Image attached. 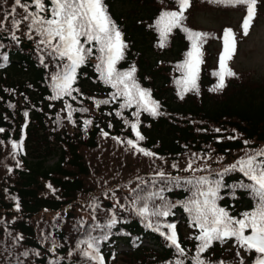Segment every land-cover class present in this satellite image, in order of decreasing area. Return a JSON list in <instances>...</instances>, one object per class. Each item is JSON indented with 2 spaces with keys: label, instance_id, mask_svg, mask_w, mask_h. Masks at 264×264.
<instances>
[{
  "label": "trees",
  "instance_id": "16d2710c",
  "mask_svg": "<svg viewBox=\"0 0 264 264\" xmlns=\"http://www.w3.org/2000/svg\"><path fill=\"white\" fill-rule=\"evenodd\" d=\"M45 3L50 6L49 0ZM104 4L127 45L116 67L119 71L135 67V79L158 102L159 115L141 111L137 117L134 105L121 108L123 97L113 100L115 89L95 69V51L77 70L73 88L78 91L53 99L56 62L39 44L40 37L23 19L26 13L15 0H0V128L4 129L0 132V264H96L83 256L86 245L80 241L105 233L107 240L100 241L104 264H194L199 229L182 207L195 191L183 181L194 177L221 181L217 203L231 216L241 218L254 210L251 193L234 188L251 182L240 171L225 169L264 151V77L228 66L235 75L226 76L225 86L216 89L219 78L214 73L219 71L224 31L196 22L204 12L244 19L246 7L190 0L182 27L205 33L208 39L202 48L197 89L183 92L181 98L176 81L183 73L177 65L186 59L191 42L176 28L161 48L155 28L161 12L179 10L176 0H104ZM257 15H264V0H257ZM13 20L19 21L18 26ZM105 100L108 103H99ZM137 121L144 137L137 146L154 155L145 156L128 145L129 139L136 142L131 124ZM21 142L22 147L13 148V143ZM189 165L191 170H186ZM161 189L165 190L160 193ZM153 193L176 207L168 217L149 220L153 225L176 224L184 255L165 238L167 228L147 227L149 221L135 211L145 202L149 209L161 205L157 197L138 200ZM113 217L116 224L103 227ZM119 244L129 250L119 252ZM255 256L234 240L215 241L201 254L207 264H240L241 259L253 264Z\"/></svg>",
  "mask_w": 264,
  "mask_h": 264
},
{
  "label": "snow or ice",
  "instance_id": "6c2138e0",
  "mask_svg": "<svg viewBox=\"0 0 264 264\" xmlns=\"http://www.w3.org/2000/svg\"><path fill=\"white\" fill-rule=\"evenodd\" d=\"M216 2L232 7H246L247 14L243 19L242 28L243 34L248 35L252 21L256 16L257 0H216ZM49 3L50 6H46L45 0H32L31 4L15 0V5L21 7L26 13L23 19L30 21L29 27L40 37L39 44L44 46L48 55L56 62L57 71L52 75L54 90L52 98L71 96L73 91H78L73 88L77 70L95 51L98 53L96 56L98 63L95 65V69L99 73L100 79L115 89L112 99L123 97L124 103L121 108L134 105L137 109L135 113L137 117L141 111L148 112L152 116L159 115L158 102L152 99L149 90L142 88L136 81L135 67L132 66L127 71H119L116 67L118 62L124 58V50L127 45L117 24L109 16L104 0H49ZM176 3L179 10L161 12L155 21V28L159 33V47L161 48L166 46L170 34L176 28L184 31L191 42L186 59L177 65V68L183 73V78L176 81L182 89L180 95L183 98V92L197 89L200 65L203 63L202 48L208 36L205 33L192 32L182 27L184 12L190 6V0H176ZM30 7H33L35 11H29ZM15 11L16 9L13 8L12 13L14 14ZM42 13L46 14L42 15ZM13 24L18 26L19 21L13 20ZM15 38L13 37V39ZM223 44V52L219 57V71L214 73L219 78L216 89L225 86L226 76L235 75L227 63L236 53V38L231 29L224 31ZM3 59L6 61L7 56H4ZM41 62H43V58ZM99 103L106 104L108 101ZM67 107L70 110L69 118H71V106L67 105ZM85 123L90 124L91 121H85ZM131 128L135 133L136 142L129 139L128 145L145 156L154 155L137 146L138 142L144 139L138 131V121L131 124ZM3 131L4 129L0 128V132ZM12 146L14 149L22 147V142L21 144L13 143ZM261 157H264V151L247 155L225 169V172L238 170L251 182L234 186V188L239 187L249 191L256 200L254 210L244 212L241 218L231 216L224 207L218 206L217 201L220 199L218 193L222 187L220 180L213 181L206 176H201L183 181L195 188L192 196L182 203L184 211L191 217L192 225L199 229V234L195 237L199 243L194 264H207L201 258V254L210 249L213 242L224 243L227 240H234L235 244L246 252H254L256 256L253 264H264V159H260ZM186 170H191V165ZM218 175L222 177L223 173ZM158 176L165 178V173L159 172ZM167 179L175 180L177 184L180 183L178 178L168 177ZM164 190L161 189L160 193ZM160 193H153L147 198L138 197V200H152L153 197H157L163 202L161 205L149 209L145 202L142 207L135 208V211L139 216L149 221L147 227L155 228L156 231H160L161 227L167 228L168 234L165 235L161 231V235H165L171 246H174L180 255H184V249L178 242L176 224L160 225L157 223L153 225L149 220V217H168L172 214V208L176 207V205L167 202ZM133 203L135 204L137 201ZM116 222L113 217L103 227L111 228ZM107 238L108 235L105 233L100 237L90 236L80 241L86 245L83 256L88 260L95 261L96 264H104V258L100 254V241L107 240ZM239 255L240 253L237 252V256ZM176 264H183V261H177ZM240 264H244L242 259Z\"/></svg>",
  "mask_w": 264,
  "mask_h": 264
},
{
  "label": "rangeland",
  "instance_id": "374dc122",
  "mask_svg": "<svg viewBox=\"0 0 264 264\" xmlns=\"http://www.w3.org/2000/svg\"><path fill=\"white\" fill-rule=\"evenodd\" d=\"M215 14L217 15L206 12L199 14L196 22L205 28L222 29L223 31L231 29L235 34L236 53L229 60L228 66L253 72L257 78L264 77V15H257L252 21L248 35L245 36L242 16H235L231 19L221 18L219 12ZM223 47L224 44H222V51ZM120 249L126 248L120 245Z\"/></svg>",
  "mask_w": 264,
  "mask_h": 264
}]
</instances>
